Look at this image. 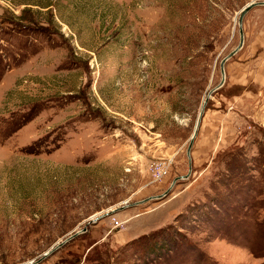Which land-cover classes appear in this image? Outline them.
Returning <instances> with one entry per match:
<instances>
[{
	"label": "rangeland",
	"instance_id": "obj_1",
	"mask_svg": "<svg viewBox=\"0 0 264 264\" xmlns=\"http://www.w3.org/2000/svg\"><path fill=\"white\" fill-rule=\"evenodd\" d=\"M250 1L0 0V264H264V125L164 183Z\"/></svg>",
	"mask_w": 264,
	"mask_h": 264
},
{
	"label": "crops",
	"instance_id": "obj_2",
	"mask_svg": "<svg viewBox=\"0 0 264 264\" xmlns=\"http://www.w3.org/2000/svg\"><path fill=\"white\" fill-rule=\"evenodd\" d=\"M225 77L224 88L218 98L224 102L217 101V104L209 107L193 140L190 176L198 170H194V167H209L218 150L241 142L248 132L246 125L253 127L250 124L256 122L264 125V11L255 13V19L245 29L242 47L225 65ZM244 117L247 119L244 120ZM177 153V150L167 149L162 154L168 156ZM177 155L176 165L164 178L165 184L186 171L183 166L187 155L182 152Z\"/></svg>",
	"mask_w": 264,
	"mask_h": 264
},
{
	"label": "water",
	"instance_id": "obj_3",
	"mask_svg": "<svg viewBox=\"0 0 264 264\" xmlns=\"http://www.w3.org/2000/svg\"><path fill=\"white\" fill-rule=\"evenodd\" d=\"M255 5H264V1H250L249 3L245 4L240 12H239V16H238V19H237V22H238V32H239V40H238V43L237 45L230 51L226 54L225 57H223L220 61V71H221V74H222V78L220 80V82L218 83L217 86H215L206 96L203 104H202V107H201V110L199 111V114L197 116V120H196V123H195V126H194V129H193V132L190 136V140H189V143L187 145V148H186V155L188 157V160H189V171H188V174L190 172V152H191V146H192V143H193V140L195 138V136L197 135V132H198V128H199V125H200V122H201V118L203 116V113H204V110H205V104H206V101H207V98L209 97L210 93L219 88L220 86H222L223 82H224V77H225V62L228 58H230L231 56H233L243 45V42H244V31H243V18L245 16V14L252 8L254 7ZM188 174H185V175H179L177 177H175L173 180H172V183L171 185H173L175 183V181L179 178H183V177H186ZM167 193V191H165L163 194H160L159 196H163ZM106 214V213H105ZM85 231V228L82 229V232ZM79 232H76L74 233L72 236H69L68 238H66L64 241L58 243L54 248H51L49 251L45 252L44 253V257H46L48 254H50L51 252L55 251L56 249H58L64 242L68 241L70 238L74 237L75 235H77Z\"/></svg>",
	"mask_w": 264,
	"mask_h": 264
},
{
	"label": "built area",
	"instance_id": "obj_4",
	"mask_svg": "<svg viewBox=\"0 0 264 264\" xmlns=\"http://www.w3.org/2000/svg\"><path fill=\"white\" fill-rule=\"evenodd\" d=\"M151 168L155 174V179H160L167 173V164H155Z\"/></svg>",
	"mask_w": 264,
	"mask_h": 264
}]
</instances>
